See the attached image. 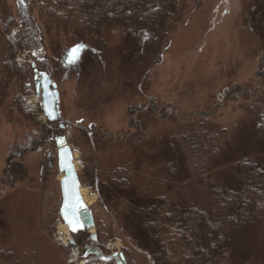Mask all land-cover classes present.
I'll return each mask as SVG.
<instances>
[{
	"label": "rangeland",
	"instance_id": "obj_1",
	"mask_svg": "<svg viewBox=\"0 0 264 264\" xmlns=\"http://www.w3.org/2000/svg\"><path fill=\"white\" fill-rule=\"evenodd\" d=\"M3 3L6 12L16 11L15 0ZM254 7L253 0H181L166 38L149 47L120 28L80 44L60 24L42 27L44 41L34 53L41 68L28 52L16 61L34 64L56 84L61 117L73 125L57 130L56 122L53 128L73 151L95 223L89 234L96 238L89 243L88 233L71 235L60 219L55 145L51 185L36 174L43 159L36 148L40 135L33 137V131L46 118L34 80L31 86L26 78L2 80L0 179L4 173L7 179L0 186V264H115L90 260L83 252L88 246L105 255L123 253L127 263L150 264L124 233L123 205L101 204L100 185L110 186L118 169L130 170L132 183L156 174L160 163L151 147L164 139L196 135L207 146L202 150H209L203 174L170 183L174 199L205 202L204 184L229 189L234 162L246 157L264 164V133L256 126L264 119V28ZM90 128L95 134L89 137ZM18 163L23 174L13 181ZM260 223L233 238L226 259L213 264H264Z\"/></svg>",
	"mask_w": 264,
	"mask_h": 264
},
{
	"label": "trees",
	"instance_id": "obj_2",
	"mask_svg": "<svg viewBox=\"0 0 264 264\" xmlns=\"http://www.w3.org/2000/svg\"><path fill=\"white\" fill-rule=\"evenodd\" d=\"M253 1V15L264 28V0ZM3 2L0 0V81L9 84L15 78L20 82L26 78L30 86L32 63L18 65L16 58L28 52L41 68L34 53L44 41L42 27L50 30L60 24L80 44L101 40L109 28H120L149 47L152 42H163L168 22L181 6V0H15L16 11L6 12ZM17 26V32L10 35ZM258 123L257 133H264V119ZM180 138L164 139L151 147L160 164L156 174L143 182L132 183L130 170L114 171L109 178L112 184L100 185V201L106 207L123 205L124 233L150 264L218 263L226 259L233 238L264 222V164L246 157L234 162L229 189L207 181L205 202L174 199L170 183L201 175L209 164L202 137ZM197 162L201 166L191 168Z\"/></svg>",
	"mask_w": 264,
	"mask_h": 264
},
{
	"label": "water",
	"instance_id": "obj_3",
	"mask_svg": "<svg viewBox=\"0 0 264 264\" xmlns=\"http://www.w3.org/2000/svg\"><path fill=\"white\" fill-rule=\"evenodd\" d=\"M32 67L34 68L35 91L36 95L40 97V105L44 115L49 122L59 121L62 123L63 121L59 119V94L56 84L45 72L38 71L34 64H32ZM56 145L59 148L58 166L60 172L63 174L60 180L62 203L59 216L71 234L79 230L92 229L94 227L93 215L80 195V183L75 171L72 151L64 137L56 139ZM70 223L75 226V231L70 227ZM88 237L89 243L95 242L96 237L94 234H89ZM87 252L93 254V259L96 260L108 261L113 258L117 264H127L123 253L105 255L96 246L89 247Z\"/></svg>",
	"mask_w": 264,
	"mask_h": 264
},
{
	"label": "flooded vegetation",
	"instance_id": "obj_4",
	"mask_svg": "<svg viewBox=\"0 0 264 264\" xmlns=\"http://www.w3.org/2000/svg\"><path fill=\"white\" fill-rule=\"evenodd\" d=\"M33 80H34V77H33ZM34 90H35V86H34ZM35 94H36V91H35ZM59 101H60V99H59ZM40 107H41V105H40ZM41 110H42V107H41ZM42 112H43V110H42ZM43 115H44V112H43ZM44 117L46 118L45 115H44ZM59 119H61L63 122L62 123H60L59 121L49 122L48 119L46 118V122L44 124H42L41 126H39L36 130L33 131V137L40 135V141L36 144V148L40 150V153L42 154V159H43L41 161V163H39L38 165H36L35 171H36V174L38 175V178H39V181L40 182L43 181V178L45 176V178H46L45 184L46 185H47L48 181H49V185H51V183H50L51 177L50 176H52L53 173H54V145H55V149H56V152H55L56 166H57V169H58L59 173H61L60 170H59V166H58V159H59V157H58V153H59L58 152V149L59 148L56 145V139H58L60 137H64V136H62V135L59 134L60 131H58V133H55V130H54L53 127L55 126V123L56 122H58L57 130L63 129V128H65V126L66 127H70V126L73 125L72 123H69V122L65 121L64 119H62L61 113H60ZM90 130H91V128L89 130H87V131L85 130L86 133L89 135V137L92 136L93 134H95L94 133L95 132L94 130H91V131ZM92 132H93V134H92ZM97 135L99 136V137L97 136L98 138H101L100 137V133H98ZM125 135H126V137L129 136L128 134H125ZM125 135H123L121 137V139H114V140L115 141L116 140H122V139L126 138ZM31 139L29 141V145L32 143V140ZM33 143H35V142H33ZM66 143H67V141H66ZM72 154H73V151H72ZM20 156L18 158H20ZM73 163H74V157H73ZM19 164L20 163H18V167H16L15 169H13V172L14 171H17L18 172V170L20 168L19 173H15L14 172L15 175L13 176V181H15L18 178H21L22 177V174L23 173L21 171L23 170V166H21V164H20V167H19ZM15 165H17V163ZM74 167H75V165H74ZM21 168H22V170H21ZM6 169H8V170L10 169V164H7ZM61 175H63V174L61 173ZM6 176H7V174H5V173L2 175V177L0 179V186L6 185V179H7ZM62 177L63 176H61V178L59 179V191H60L61 203H62V195H61V188H60V180L62 179ZM78 180H79V183H80V195L82 196V194H81V182H80L79 177H78ZM46 185H45V187H46ZM49 192L52 194L53 193V190L52 191H49ZM83 202H84V199H83ZM61 203H60V207H61ZM60 207H59V210H60ZM58 213H59V211H58ZM79 233H82V234L83 233L84 234L85 233H88L89 234V230H79L76 233H72L71 235H76V234H79ZM88 249H89V246L88 247H85V249L83 251L84 254L85 255H91V257H89L90 260H96V259H93V257H94L93 254L87 252ZM111 255H114V254H111ZM111 260L114 261L115 264H117L116 261L113 258H111L108 261H111ZM108 261H105V262H108Z\"/></svg>",
	"mask_w": 264,
	"mask_h": 264
},
{
	"label": "bare ground",
	"instance_id": "obj_5",
	"mask_svg": "<svg viewBox=\"0 0 264 264\" xmlns=\"http://www.w3.org/2000/svg\"><path fill=\"white\" fill-rule=\"evenodd\" d=\"M75 170H76V167H75ZM61 176H63V175H61ZM61 176H60V178H61ZM84 191H82V189H81V194H82V198L85 200V198H84V193H83ZM71 234V233H70Z\"/></svg>",
	"mask_w": 264,
	"mask_h": 264
},
{
	"label": "snow or ice",
	"instance_id": "obj_6",
	"mask_svg": "<svg viewBox=\"0 0 264 264\" xmlns=\"http://www.w3.org/2000/svg\"><path fill=\"white\" fill-rule=\"evenodd\" d=\"M74 52H75V50H74ZM70 227L72 228L73 231L76 230L75 226L74 225H71V223H70Z\"/></svg>",
	"mask_w": 264,
	"mask_h": 264
}]
</instances>
